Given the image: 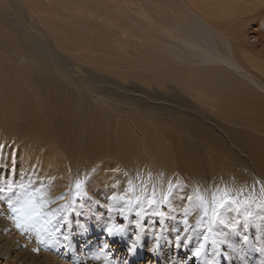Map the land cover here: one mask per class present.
Segmentation results:
<instances>
[{"label":"bare ground","instance_id":"6f19581e","mask_svg":"<svg viewBox=\"0 0 264 264\" xmlns=\"http://www.w3.org/2000/svg\"><path fill=\"white\" fill-rule=\"evenodd\" d=\"M52 1L54 2L55 6L59 2L62 5V8H65L66 10L76 9L80 12H83L84 14H89L90 17L96 18V17L102 16L103 14L102 9L100 7H97L93 3L89 4V2L94 1V0H52ZM165 1L167 4V0ZM177 1H178L176 2L178 3L177 6H175V4L173 5L172 3L171 7H167V8L165 7L168 10L169 14L171 15V18L173 19V23H172L173 25H169L170 23L168 21L167 23L169 24L159 26L158 29L164 34H165L164 31H166L170 35H172L171 36L172 38H168V39H174L173 43H175L176 41L177 44L180 45V48L177 47L179 45L176 46V44L175 45L170 44L168 40H167L168 43H166L167 42L166 39L165 38L163 39L162 37V39L164 40V42L161 41L163 42V44L161 45L162 49H159L160 47L158 48L157 47L158 45H153L150 43L151 50L149 49L147 51L148 52L147 57L149 56V58L148 59L144 58L143 56L145 55L142 54L143 55L142 57L144 58L142 60L144 62L141 60L143 62L141 65L142 66L150 65L151 68H153V70L154 69L158 70L162 74L166 73L168 75L171 72L173 76H175L171 78H174L175 80H177V82H180L181 80H186L188 84L190 85V88L197 91V102L199 104H206L208 106H211V103L209 102L205 103L204 100L205 98L214 100L215 106L219 110L220 114L223 116V119L225 120V122H228L233 118V121L235 124L234 128H232L233 125L232 127H228L229 122L227 123V127L223 126V129L227 131L228 134L230 135L229 138L232 141L231 142L232 145L235 144L236 146H238L239 147L238 149H240L242 152H248V151H252L253 149H255L257 151L256 152L257 154L253 155L254 158H258V160L261 159V161H264V146H259V145L264 144V110H261V109L256 110V108L258 109V106L260 105V103L264 104V100L259 99L257 97L256 91L250 86V85H254L260 91L264 90V77H263L264 75L261 74L262 77H256L257 74L252 72L249 68V67L254 66L253 62H254L256 50L250 49L248 50V52L246 50H243L244 44L241 41L235 39V38H238L239 31L243 27H245V24L251 21L250 18L253 16V14H255L256 16H260V13L262 12L261 8L256 3H253L254 0H177ZM94 2L96 4H99L98 1H94ZM146 2H149L150 6L154 3V1L151 2L150 0ZM172 2L174 1L172 0ZM166 4H163V5H166ZM158 5H155V7ZM9 6L6 0H0V26H2L3 29H5V31L0 30V41L2 42V44H5L8 47H11V46L16 47L18 48V51L27 50L30 53L31 49H33V45H31V42L33 40L32 41L30 40L31 41L30 42L28 39H25L27 36L25 37L23 36V33H20L21 31L20 26L22 24L20 20H17V21H19L21 24L19 22L11 23L9 21L10 19L8 20V16L7 17L5 16L11 10ZM174 6L176 8L175 9L176 13L174 12V8H173ZM116 7L118 9V6ZM181 8H184V9L180 10ZM154 9L157 10L156 8ZM120 11H123V10L120 9L119 12ZM147 11L148 10L146 9V11L144 10L140 14H141V17H144L150 22V25L152 27V25L153 26L155 25L154 24L155 20L154 21L152 20L151 15L154 13L151 12V10L150 12H147ZM12 12L18 15V11L15 10L14 8ZM109 15L110 14L107 13V18ZM110 20H112L111 17H110ZM149 22H146V24H148ZM70 23H73V25L81 28V30L88 29L89 31L93 32L90 27L91 24H88L87 22H86L87 25L83 21H80V20L70 21ZM121 25H124V23H121ZM224 25L230 28L229 31L225 30ZM93 26L95 28V25ZM12 28L17 32L16 33L14 31L17 34L18 39L11 40V38L9 39L7 35L5 34L6 30L10 31ZM98 28H96V33L100 34L101 30ZM25 29L26 28L24 27V30ZM115 29H118V28H115ZM58 30H61L60 32H63L64 36L68 38L76 36L78 39L92 40L91 43L96 44V47H99V46L101 47L104 42V40L100 36H96L92 38V37H89L88 34L83 35L81 33L80 35L75 34L74 36V34L68 33L66 30H64V28L63 29L60 28V26H58ZM152 30H154V28ZM152 30L149 31L148 34L150 35L151 40L153 39L158 42L157 40L158 37H156L157 35H155V32H153ZM259 30L261 31L260 28L256 29V33L254 37L257 41L262 42L264 40V35L260 33ZM27 32L28 31H26L25 33ZM130 34L128 33V35ZM169 34L166 33L167 36L166 35H163V36L168 37ZM150 37L148 39H150ZM123 43H125V46H127L126 43L128 42H123ZM135 48L138 49L139 47L136 46ZM137 49L135 50L136 53H138ZM152 50H153V53H152ZM38 51L42 52L40 48ZM157 52L166 53V55L167 53H169L170 56L176 61H184L187 63V65H191L192 67L191 66L184 67L185 64L183 65L181 62L178 65L176 64L177 65L176 67H173L175 64L174 65L172 63L168 64L165 58L163 57V55L162 57L164 59H162L160 56L157 57L156 55H154V53H157ZM34 54H37V53H34ZM59 61L62 63V60L59 59ZM46 65L47 64H45V66ZM7 66L8 65L2 62L0 59V97L9 96L10 99L20 98L21 101L23 102L21 103L24 104V107L26 106L27 108H30L31 102L28 99L29 97L26 96L23 93V91L20 88L16 87L15 85L16 82L18 83V79L15 78L16 74H13L14 76L12 79L7 76L8 74H5L4 70L6 69ZM27 67L28 66H26V68ZM47 67L48 66H46V68ZM56 69H54L55 72L58 71ZM46 70H48V68ZM50 70H51V67L49 69V73H46V74L44 73V75L46 76L44 75L42 76L43 73H41L40 76H35V79H36L35 81H37L39 85L42 84L43 86H45V84H43L44 81L45 83L48 84L49 81L47 82V76L49 77V75L51 74L50 72H52ZM52 70H53V67H52ZM147 70H149V68H147ZM16 72H18V70ZM185 74L188 76V79L183 77V75ZM52 75H53V72H52ZM237 75L239 77L240 76L244 77L249 83V85L243 80H241L239 77H237ZM50 77L52 76L50 75ZM50 77L49 79L52 81L53 78H50ZM260 78L263 80L261 81ZM54 80L55 79H53V81ZM255 81H258L261 87H259L255 83ZM24 82L25 81L23 82L21 81L20 82L21 85ZM28 82L30 83V81ZM60 82L58 81L57 84H59ZM61 85H63L62 82H61ZM61 85H57L56 87L61 88L60 87ZM48 86L49 84L45 86V88ZM22 87L24 88L25 86L22 85ZM39 87H36V88L34 87V90ZM49 88H52V87L49 86ZM28 89L29 87L26 88V90ZM23 90H25V88ZM37 90H35V93H33V95L36 94ZM49 90H53V88L48 89L46 91H49ZM51 92L52 91H50L48 94V92L46 93L44 89V93L43 92L42 93L43 94L46 93L47 96H49V98L46 95H44L46 98H48V99H45L43 97V94H42V97L43 99H45V101L48 100L49 106L51 108L57 109L59 107H57L56 104H59L61 102H58V100L57 101L55 100L56 94L54 93L56 92L54 93L53 92L51 93ZM71 92H69L68 90L69 95H71L70 94ZM26 93L29 94V92L27 91ZM57 94L59 93L57 92ZM64 94L61 91L62 98H64L63 97ZM74 95H75V92H74ZM174 96L175 95H172L171 100L176 107L178 108L188 107V105H184L183 103L181 104L178 103L177 99H175ZM34 97L35 95L32 98ZM65 97L67 99L70 98L68 97L67 93L65 94ZM66 98L64 100L68 104V101H66L67 100ZM43 99H42V102H44ZM72 99L73 98H71L70 100ZM36 100L37 99L35 98V101ZM65 102H64V105L62 106H65V107L68 106L70 108L71 105L69 106V104H71L73 101L69 102L68 105H65ZM39 103H37V105H39ZM250 104L252 106H249ZM46 105L48 106V104ZM75 107H72V110L75 109ZM52 110L50 111L52 114L51 116L55 115L54 118L58 119L57 118L58 115L56 116V112ZM67 110L65 111L68 112V115H69L70 110L69 111ZM63 111L64 110H62L61 112ZM3 113H5V110L3 111ZM17 113H18L17 115H22V112H20L21 114H19V112ZM23 114L26 119V120L22 119L23 122L24 120L28 122L29 119L26 118V112ZM70 115H72V113ZM73 115L77 116L76 113ZM49 116L48 118H50ZM78 117L80 116H77L76 119H79ZM38 118L40 119V117ZM47 119L43 118V121L44 120L47 121ZM50 120L53 121L52 118ZM50 120L48 119V121ZM105 120L106 119L104 118L103 121ZM9 121L10 120H7L8 123ZM75 121L77 122L78 120H75ZM150 121L152 120L150 119ZM179 122H180V119H179ZM10 123L12 125V123L14 122L11 121ZM28 123L26 126H28ZM35 123L36 125L40 124V126L38 125L40 129L41 123L40 122L38 123L35 122ZM51 123H54V121ZM57 123H56L57 125L56 127L58 129V124L59 123L61 124V122H59L58 124ZM63 123L64 125L66 124L64 121ZM43 124H44L45 129L47 130L48 127L46 128V123H43ZM73 124L71 125L73 126ZM153 124H155V122ZM171 124L173 123L171 122ZM180 124L184 132L185 131L190 132L192 135H195V133L199 132L204 136V142H212L210 135L208 134L207 131L205 132L204 129L202 130V129H196V128H188L184 124V121L182 119H181ZM121 125L122 123H120V126ZM110 126H111V123L109 127ZM116 126L115 128L117 129ZM125 126L128 128L129 125L127 126L126 124ZM236 126L240 128L242 127L244 129L247 128L249 130L236 129ZM31 127L29 128L31 129ZM51 127L49 128L52 129L53 127L52 128ZM121 127H123V125ZM139 127H142L144 129V126H139ZM60 128L58 129L59 131L62 130V128L61 130ZM110 128L114 129L112 127ZM105 129L104 131H106ZM118 129H121L119 125H118ZM126 129L124 128V131H126V133L128 132V135L130 131L131 132L133 131L132 133H130L132 136L131 135L128 136L126 133L124 134L121 133V131H123V129H121L119 130V132L121 133V136L123 135L125 136V140L123 139L121 140L120 139L121 137L119 138L117 135L118 139L120 140L119 142L113 143L112 145L110 144L111 138L109 139V137H112V133L108 132V133H111V135H108V133H106L109 136L108 144L110 145L109 146L110 150L115 151L116 149H118L121 157L118 158L115 155V153H112L113 155L111 156H113V158L109 157L111 159H108L107 157L105 159V157L102 158L101 156L102 154L100 152L99 157H101L103 160L101 162L96 163V166H94L91 173L89 172L90 174L87 172V174H89L90 176L84 173L87 175V177L89 176L87 180L84 182V187L87 191V197L79 199L76 202L74 211L69 209V212L67 213L69 223L61 226L59 231H54L51 235H47L44 233H40L38 235L35 230L30 231V232H21L19 229H17L16 221L11 218L14 214L11 211L10 205L13 204L22 195L19 189V186L20 185L28 186L30 184L32 187H39L40 184L42 183L46 186L45 188L50 187L51 190L53 189L52 191L53 194L51 193L49 197L52 199H55L56 203H52L46 210L55 211L58 208V206L70 203L72 199L73 186L75 182L78 180V178L79 179L81 178V176L78 174H77L78 178L73 176L74 178L71 184L69 183L70 181L65 182V179L70 178L69 174L72 170L68 167L63 166L65 163L63 164V161H61V159L64 160L62 155H60L61 153L60 154L57 153L61 157L60 159V157L57 156L55 152L50 151V150H43L40 147L35 146L34 143L24 141L26 144H23V143L17 144V142L16 143L10 142V140L6 141L0 138V189H5L4 191H0V219H2L0 221V264L1 263L3 264H61L62 262L63 263L65 262V264H125V261H128V264H264V218L260 219L259 217H255L256 215H253L251 219L248 221H245L244 219L245 212H248L253 207H257L259 205H257V202L250 203L252 201H249L251 200L249 198H245V199L238 198V196L233 193H231L232 196H234L237 202L240 204L239 210H237L235 207L226 208L222 213L224 223L217 224V227H216L217 228L216 232L218 233L217 238H215L216 243L214 244L212 242V239L210 238L201 256L199 258L193 256V252L203 242V237L207 231V224L205 223L201 227L197 228L195 227L196 225L195 223L193 225V228L188 233L184 232V225L182 223V220L184 218L183 214H184L185 209H188L190 207L192 208V215L189 217L190 224H193L195 221L197 222V220L201 217V211L195 205L196 195L195 197L192 195V190H191L192 185L191 186L189 185L191 183L190 177L191 178L194 177L193 174L195 173L193 172L195 171V168H196L195 167L196 162L193 163L195 159L191 160L192 157H191V154H189V151L191 150V145L184 146L182 144L184 146L182 149L185 148L186 150L184 153L180 152L181 153L180 158L176 159V158H173V156L171 155L167 156L168 155L167 150L169 149L170 151L171 148L168 147L164 149L163 152L159 151V148L156 146L155 141L152 142V140L150 141L149 139H147V141L151 142L150 145L149 143H146L145 140H143L144 141L143 143L139 145H135L133 141H135L137 138L135 142L139 143L141 139L139 141L138 137L143 135L144 137L143 136L141 137L145 139V135L140 131L138 132L137 129L135 130L131 128L132 130L129 129L128 131ZM145 129L147 131L150 130L151 132L150 128L148 130V128L145 127ZM159 129L160 128L158 127V131H160ZM170 129L173 131L172 126H170ZM31 130L35 131V129H31ZM63 130H65L64 127H63ZM168 130L169 129H167V131ZM250 130L252 131L255 130V132H259V133H254V132L250 133L251 132ZM119 132L117 133L120 134ZM152 132H155V131L153 130ZM39 134L40 133H38V135ZM259 134H262V135H259ZM35 135L37 136V134ZM126 135L128 136V139H131V140L126 139ZM154 135L157 136V134H154ZM159 135H161V131L159 132ZM44 136L47 137L49 135L47 136L44 135ZM60 137H63V136H60ZM35 138L37 139V137ZM104 138L107 141V137H104ZM41 139L42 137L40 138V140ZM113 140L114 141H112L111 139V142H115V139ZM65 141L63 139V144L65 143ZM156 142H158V140ZM69 143H71V140L69 141ZM65 144L67 145V143ZM100 144L105 145L103 143H100ZM152 144H155L154 146L155 150H156V147L158 148V151H154V152L152 151L153 153H155L154 155H152L151 149H150ZM158 144L160 145V142ZM256 145L259 146V150L257 149L258 146ZM164 146L167 147V144H164ZM81 152H80V155H81ZM96 152L99 153V151H96ZM208 155H210V153ZM94 158L91 161L96 160V156ZM66 159L67 158L65 156V160H64L65 162L67 161ZM78 161L76 163H78ZM88 163L90 164V162H87V164ZM119 164H120V167L118 169ZM120 170H123L124 173H122V171L120 172ZM67 172H68V175H67L68 178H65V175L67 174ZM73 172L74 174H76L78 172V167ZM80 173L81 172H79V174ZM156 175L158 176V178ZM81 181H83V179ZM129 181H131L132 185L135 187L136 189L135 194L137 196L143 197L145 193H147V195L152 194L150 192H151V187H153L156 191V198L158 200L163 195L168 193L169 183L172 184L173 186L172 192L168 196V203L164 204V208L166 209L165 212L161 211L159 208V210L164 213L163 219L158 215H154L153 214L154 210L152 208H147L146 211L141 216H137V211H139V208H134L131 211H128L126 209L124 213H121L120 211L117 210L118 208L122 206L120 203H117L116 201H113V200L103 199L102 195L104 196L106 191L107 192H109L110 190L116 191L117 194H122L126 192L129 188ZM9 185H11L13 189H16V191L7 190ZM49 192H50V189H49ZM129 195H132V193H129ZM61 196H65V199L60 200L59 197ZM254 198L258 199V195H256ZM97 201H99V203H96ZM260 204L264 206V203L263 204L260 203ZM109 205H112V207L109 208ZM138 221L142 225V231L137 228ZM260 221L261 223L258 224L257 222H260ZM109 224L123 225L124 235L116 236V237L107 236L105 233V228ZM177 229H179V232L177 231ZM138 231L140 233L139 244L137 246L135 254L130 256L128 254V248L136 240ZM177 235H180L181 237L179 242H177V239H176ZM157 236L159 237L158 240H157ZM65 237H67V239H65ZM38 239H43L45 243H38L37 242ZM46 247H47V250H45ZM153 247H155V251L151 250ZM34 249H39V251L38 252L34 251ZM53 255L55 257H53ZM57 259H59V261H57Z\"/></svg>","mask_w":264,"mask_h":264},{"label":"rangeland","instance_id":"374dc122","mask_svg":"<svg viewBox=\"0 0 264 264\" xmlns=\"http://www.w3.org/2000/svg\"><path fill=\"white\" fill-rule=\"evenodd\" d=\"M94 1H98L99 4H96ZM94 1L89 2V4L93 3L97 7H100L103 13L102 16L96 17V18L90 17L89 14H84L83 12H80L76 9L66 10L65 8H62V5L59 2L55 6L52 0H30V1L21 0V2L20 0L18 1L17 0H6L8 6L10 5L9 6L11 8L10 12H12L14 8L15 10L18 11L19 17L13 12L12 13L9 12L5 16L6 17L8 16V20L10 19L9 21L11 23L19 22L17 20H20L22 22V24L19 22L21 24L20 33H23V36L25 37L27 36L25 39H28L29 41L33 40L32 42L30 41L31 45H33V49H31V52H30L31 54L27 50H22V51L19 50L20 51L19 52L18 48L12 47V46L8 47L5 44H2V42L0 41V56L2 57V58L0 57V59L2 62L8 65L4 71H5V74H8L7 76L9 78L12 79L14 76L13 74H16L15 78L18 79V83L16 82L15 85L16 87L20 88L26 96L29 97L27 98L31 102V107L30 108H27L26 106L24 107V104H22L23 102L21 101L20 98L10 99L9 96L7 97L4 96L5 98L3 96L0 97V123H1L0 138L6 141L10 140V142H15V143L17 142V144L19 143L26 144L25 142L28 141V142L34 143L35 146H38L43 150H50V151L55 152L57 156H59L58 154L61 153L60 155H62L64 160L66 156L67 158L66 162L62 160L60 156L59 157L61 161H63V164L64 163L66 164V165L65 164L64 165L62 164V165L72 170L69 174L70 178L65 179V182L70 181L69 183L71 184L74 178L73 176L78 178V175L81 176V178L80 179L78 178V180L81 181L83 179V182H85L87 178L90 176L89 174L91 173L94 166H96V163L101 162L103 160L102 158L105 157L106 159L108 157V159H111L113 158V156H111L113 155L112 153H115V155L118 158L121 157L118 149H116L117 151L110 150V147H109L110 145L108 144V140L111 138L112 141H114L113 139H115V142H111V139H110L111 145L113 143L119 142L120 139L125 140V136L124 135L121 136V133L123 134L126 133V131H124V128L125 129L127 128L125 126L127 124V126L129 125L128 128L131 127L132 129H135V130L137 129L138 132L140 131L145 135V139L143 138L144 137L143 135H141L143 137L141 136L138 137L139 141L141 139L142 142L141 141L139 143L135 142L137 140L136 138V140L133 141L135 145H139L143 143L144 142L143 140H145L146 143H149V145L151 144L150 142L151 140L152 142L155 141L156 146L159 148V151L163 152L164 149L168 147L171 148L170 151L169 149L167 150L168 155L167 154L166 155L167 156L171 155L173 156V158H176V159L180 158L181 156L180 152L182 153L185 152L186 149L185 148L182 149L184 146L191 145V150L189 151V154H191V157H192L191 160L195 159L193 163L196 162L195 163L196 168H195V171L193 172L195 173L193 174L194 177L191 178L189 176L191 179V180L189 179L191 182L189 185L190 186L192 185L191 190H192V195L194 197L197 194V192H199L200 194H203L205 197L210 199L211 193L216 188L224 189L225 187H227L228 189L231 190V193L237 195L238 198H243V199L249 198L251 199L249 201H252L250 203L257 202V205H259L257 206L258 208L253 207L248 212H251L252 216L256 215L255 217H259L260 219H263L264 218V208H263L264 206H262L260 203L262 204L264 203L263 201L264 193L261 192V189L264 187V183H263L264 182V167H263L264 161H261V159L258 160V158H254L253 155L257 154L256 153L257 151L255 149H253L252 151H248V152H242L240 149H238L239 148L238 146H236L235 144L232 145L231 143L232 141L229 138L230 135L228 134L227 131L223 129V126L227 127V123L229 122L228 127H232L233 125L232 128H234L235 124H234L233 118L230 121L225 122V120L223 119V116L220 114L219 110L216 108L214 100L205 98L204 102L211 103V106H208L206 104H199L197 102V91L190 88V85L188 84L186 80H181L180 82H177V80H175L174 78H171V77H175L173 76L171 72L168 75L166 73L162 74L158 70H155V69L153 70V68H151L150 65L149 66L141 65L144 62L142 59L149 58V56L147 57V53H148L147 51L150 49V43L153 45H158L157 47L158 48L160 47L159 49H162L161 45L163 44L164 42L163 39L165 38L166 41L168 40L170 44L172 45L176 44V46L179 45L177 44L176 41L175 43H173L174 39H168V38H172L171 37L172 35H170L166 31H164L165 32L164 34L158 29L159 26H163L169 23H170L169 25H173L172 24L173 19L171 18V15L169 14L166 8L171 7L172 3L173 5L175 4V6H177L178 3L176 2L178 1L173 0L174 2H172V0H167V4H166L165 0H162V1L161 0H150L151 2L154 1L153 3L154 5L152 4L151 6L149 2H146L149 0H141V1L140 0H94ZM160 3L162 5L163 4H166V5H163L162 7ZM253 3H256L257 5H259L262 12L260 13V16H256L255 14H253V16L250 18L251 21L245 24V27H243L239 31L238 38H235V39L241 41L244 44L243 50H246L247 52L250 49L256 50V54H255V58L253 62L255 67L253 66L249 68L252 72L257 74L256 77H262L261 74L264 75V40L262 42L257 41L254 35L256 33L257 28H260L261 29V31L259 30L260 33L264 35V0H254ZM155 5H158V6L155 7ZM160 5L162 8L160 7ZM114 6L115 7L118 6V9L117 7L115 8ZM153 6L154 8L158 10V12L157 10L153 8ZM175 6L173 8H174V12L176 13ZM120 9L123 10L124 12L120 11L121 12L120 13L119 12ZM146 9L148 10L147 12H150L151 10V12L154 13V14L151 13L152 15L150 14L152 17V20L153 21L155 20L154 21L155 25L154 26L152 25V27L150 25V22L147 19H145L144 17H141L140 13H142L144 10L146 11ZM182 9L184 8H181L180 10ZM107 13L110 14L108 18H107ZM110 17L112 20H110ZM74 20H77V21L80 20V21H83L85 24L86 22L88 24H91V26L90 25L89 26L91 27L93 32L89 31L88 29L81 30V28L73 25V23H70V21H74ZM64 21H66L67 23ZM168 21L169 23H167ZM146 22H149V23L146 24ZM121 23H124V25H121ZM93 25H95V28ZM23 26L27 30L26 29L24 30ZM58 26H60V28L62 29L64 28V30H66L68 33L74 34V36L75 34L80 35V33L83 35L88 34V36L92 38L96 36H100L104 40L103 45L101 47L100 46L96 47V44L91 43L92 40H82V39H78L76 36L71 37V38L65 37L63 32H60L61 30H58ZM102 26L103 27L105 26V27L103 28ZM224 27H225V30L229 31L230 28L228 26L224 25ZM96 28L101 30L100 34L96 33ZM115 28H118L120 31ZM153 28L154 30L156 28L157 29L154 31L152 30ZM0 30L5 31V29H3L2 26H0ZM151 30L155 32V35H157L156 37H158V39L157 38L156 39L158 40L159 43L156 40H153V39L151 40V37L148 34V32ZM14 31L15 30L12 28L10 31L6 30L5 34L7 35L9 39L11 38V40L18 39L17 34H16L17 32L15 31L16 32L15 33ZM26 31L28 32L25 33ZM128 33L129 34L131 33V34L128 35ZM166 33L169 34L168 37H166L167 36ZM163 35H166V36H163ZM149 37L150 39H148ZM168 41L166 43H168ZM123 42H128L126 43L127 46H125V43ZM136 46H138L139 48L138 49L135 48ZM177 47L180 48V45ZM39 48L41 49L42 52L38 51ZM136 49L138 50L137 51L138 53H136L135 51ZM34 53H37V54H34ZM152 53H153V50H152ZM142 54H144L145 56H143ZM154 55H156L157 57L160 56L162 59L165 58L168 64L169 63H172L173 65L175 64L174 66L172 65L173 67H176L180 62L183 65L185 64L184 67L191 66V65H187V63L184 61H176L170 56L169 53H167L166 55V53L157 52V53H154ZM162 55L164 58L162 57ZM59 59L62 60V63L59 61ZM44 63L47 64L46 66H48L47 67L48 70H46L47 68ZM25 65L28 67L26 68ZM50 67H51L50 71L53 72V75H52V72H50L51 73L50 75L52 77H50V75L49 77L55 80L53 81L52 79L51 81L49 77L47 76V82L49 81L48 84L49 86L53 88V90L55 89L54 91L53 90L46 91L52 88H49L48 86L46 87L47 88L46 89L45 86H47L48 84L45 83V81L43 83L45 84V86H43L42 84L39 85L38 82L35 81L36 80L35 76H40L41 73H43L42 76L44 75V73L45 74L49 73ZM52 67H53V70H52ZM147 68H149V70H147ZM54 69L58 71L55 72ZM17 70L18 72H16ZM65 71H67L68 74ZM53 76H55L57 79L59 78L58 81L60 82L61 80L63 85H61V82L57 84L58 81ZM183 77L188 79V76L186 74L183 75ZM237 77L239 76L237 75ZM241 77L242 76H240L239 78L249 85L247 80L244 77L242 78ZM260 80L262 81L263 79L260 78ZM21 81L22 82L25 81L24 83H22V85L25 86L24 87L25 90H23L24 88L22 87L20 83ZM28 81H30V83ZM55 83L57 85H61L60 87L61 88L63 87L62 90L59 87L57 88L56 87L57 85ZM255 83L259 87H261L258 81H255ZM26 85L27 87H29L28 90H26L27 88ZM250 86L256 91L257 97L261 100H264V90L260 91L254 85H250ZM34 87L35 88L39 87V88H37L38 90L35 89L37 90V92L36 94H34L35 97L32 98L34 96L33 93H35ZM44 89L46 93L48 92V94L50 91H52L53 93L56 92L54 93L56 94L55 100L56 101L58 100V102L62 103V104L61 103L56 104V106L59 107V108L56 107L58 111L61 108L59 112L57 111V109L51 108L49 106L48 100L45 101V99H48L49 96H47L46 93L43 94ZM63 89L65 92L63 91ZM68 90L69 92H71L72 90V92L70 93L71 95L68 94ZM26 91L29 92V94L26 93ZM61 91L63 92V94L67 93L68 97L70 98L67 99L66 98L67 96L65 97V94L63 96L64 98H62ZM57 92L59 94H57ZM74 92H75V95H74ZM42 94L45 99H43ZM44 95H46L48 98H46ZM172 95H175L174 97L175 99H177L178 103L180 104L183 103L184 105H188V107L186 108L176 107L171 100ZM35 98L37 99L36 101H35ZM65 98L67 99L66 101H68V104L69 102L73 101L72 102L73 104L72 103L69 104V106L71 105L70 106L71 109L68 106H66L68 108L67 110L65 106H62L64 105ZM71 98L73 99L70 100ZM42 99L44 100V102H42ZM37 103H39V105H37ZM45 103L48 104V106ZM68 104L65 102V105H68ZM6 105L8 106V108ZM249 106H252V105L250 104ZM72 107H75L77 111L75 109L72 110ZM46 109L48 110L50 116ZM260 109L264 110V104L260 103V105L258 106V109L256 108V110H260ZM4 110H5V113H3ZM51 110L56 112V116L58 115L57 116L58 119L54 118L55 115L51 116L52 115L50 112ZM62 110H64L63 111L64 113L61 112ZM65 110L67 111L70 110L69 115H68V112H66ZM17 112H19V114H21L20 112H22V115H17L18 114ZM25 112H26V118L30 120L29 121L27 119L28 122H30L31 124L25 121L26 119L23 114ZM70 112L72 113V115H70L71 114ZM73 112H75L77 116H80L78 117L79 119H76L77 116L73 115L75 114ZM37 116L40 117V119ZM48 116L50 118H48ZM42 117L44 119L48 118L49 120L52 118L54 123H51L53 121L50 120L51 121L50 122L48 121V119L47 121L44 120L45 121L44 122ZM104 118L106 119L105 121H103ZM22 119H25L24 122ZM150 119L152 121H150ZM179 119H180V122H179ZM181 119L184 121V124L188 128H196V129H202V130L204 129L205 132L207 131L212 139V142H204V136L199 132L195 133L194 131L195 135H192L190 132H186V131L184 132L180 124ZM7 120H10L9 123L7 122ZM75 120H78V121L76 122ZM11 121L14 122L12 123V125L10 123ZM63 121L66 123L65 125ZM35 122L41 123L40 129L38 127V125L40 126V124L36 125ZM42 122L46 123V128L48 127L47 130L45 129L44 124ZM57 122L58 123L61 122L62 125L60 123L58 124ZM154 122L155 124H153ZM171 122L173 124H171ZM27 123H28V126L29 127L32 126L31 129H35V131H32L28 126H26ZM56 123L58 124V129L62 126L61 127L62 130L60 128L61 131L57 129ZM110 123H111L110 127L114 129H116L115 126L117 125L116 126L117 132H119V130L121 129H123V131H121V133L119 132L120 134H118L116 130L111 129L109 127ZM120 123H122L123 127L124 126L125 127L124 128L121 127L122 125L120 126ZM71 124H73V126ZM118 125L121 129H118ZM139 126H144V129ZM170 126L173 127V131L171 130L172 128L170 129ZM49 127H51L52 129H50ZM63 127L65 128V130H63ZM145 127L148 128V130L150 128L151 132L154 130L156 133L155 132L151 133L150 130L147 131ZM158 127L160 128L159 130L161 131V135H159L160 131H158ZM237 127L238 126H236V129H244L242 127L241 128L240 127L237 128ZM128 128L126 129L127 131L129 129L132 130L131 128L129 129ZM104 129L106 131H104ZM167 129L169 130L167 131ZM246 129L247 128H245L244 130ZM250 131H251L250 133L252 132L259 133V132H255V130L254 131L250 130ZM37 132L40 134L38 135ZM75 132L77 133V135ZM108 132L112 133V137L108 136V135H111V133H108ZM113 132H115L116 135ZM132 132L130 131V133ZM106 133H108V135ZM130 133L129 135H131ZM153 133L157 134V136L154 135ZM35 134H37V136ZM41 134L42 135L44 134L46 136L49 135L50 137L49 136L45 137L44 135L42 136ZM126 134L128 135V132ZM117 135L119 138L120 137L121 138L118 139ZM127 135H126V139H128V136H129ZM259 135H262V134H259ZM40 136L42 137L41 140H40L41 138ZM60 136H63V137H60ZM35 137H37V139ZM104 137H107V141ZM16 138H18L19 141ZM63 139L64 141L66 139L65 143H67V145L65 143H64L65 145L63 144ZM69 139L71 140V143H69L70 141ZM147 139H149L150 141H147ZM128 140H131V139H128ZM157 140L158 142H156ZM159 142H160V145L158 144ZM100 143H103L105 145H101ZM164 144H167V147L164 146ZM154 146L155 144H152L150 148L152 155L155 154L153 153L154 151H158V148L156 147V150H155ZM259 146H264V144L259 145ZM259 146L257 147L258 150H259ZM96 151H99V153ZM205 151L208 154L210 153V155H208ZM80 152H81V155H80ZM100 152L102 154L101 155L102 158L99 157ZM95 156H96V160L91 161ZM77 161L78 163H76ZM87 162H90V164L88 163L89 164L88 165ZM75 165L76 166L78 165L77 166L78 172L76 174H74L73 172L75 169H77ZM119 167H120V164L118 165V169ZM121 171L122 173H124L123 170H120V172ZM79 172L81 173L79 174ZM87 172L88 173L90 172V173L87 174ZM84 173H86L89 176L87 177V175ZM67 175H68V172L65 175V178H68ZM49 189H50V192H49ZM152 190H153V187H151L150 193H152ZM44 191L47 192L49 195H51V193L53 194L52 192L53 189L51 190L50 187L45 188ZM114 192L117 194L116 191H111V190L109 192L106 191L104 196L102 195L103 199L110 200L109 197L115 194ZM155 195H156V191H155ZM256 195H258V199L254 198ZM197 203L198 201L195 200V205ZM160 210L165 212L166 209L164 208V205L160 206ZM1 220L2 219H0V221ZM195 223L196 221L192 225H194ZM257 223L259 224L261 223V221ZM216 227L217 225L214 228V239L217 238V235H218V233L216 232V229H217ZM53 257L55 256L53 255ZM57 261H59V259H57ZM61 264H65V262L64 263L62 262Z\"/></svg>","mask_w":264,"mask_h":264},{"label":"snow or ice","instance_id":"6c2138e0","mask_svg":"<svg viewBox=\"0 0 264 264\" xmlns=\"http://www.w3.org/2000/svg\"><path fill=\"white\" fill-rule=\"evenodd\" d=\"M44 184H40L39 187H32L30 184L28 186L20 185L19 189L22 193L19 199H17L13 204L10 205L13 216L11 217L16 221V227L21 232H30L35 230L37 234L44 233L51 235L54 231H59L60 227L69 223L68 215L69 209L75 210V204L79 199L87 197V191L84 187V182L77 180L73 186L72 199L69 204L60 205L55 211L46 210L52 203H56L55 199L49 197V194L44 191ZM172 184L169 183V191L167 194L163 195L159 200L156 198L155 189L153 188L152 194L145 195L143 197L137 196L136 189L129 181V188L126 192L122 194H113L109 197L110 200L120 203L122 206L117 210L124 213L127 209L128 211L134 208H139L137 211V216H141L147 208H152L154 210L153 214L158 215L163 219L164 213L159 210L161 205L168 203V196L172 192ZM5 189H0L4 191ZM7 190L16 191L11 185L8 186ZM264 193V188L261 189ZM132 193V195H129ZM60 200L65 199V196L59 197ZM196 207L201 211V217L197 220L195 227L199 228L205 223L207 224V231L203 237V242L200 246L193 252V256L199 258L208 243L209 239L212 238V242L215 244L214 239V228L217 224H223V211L228 207H235L237 210L240 208V204L237 202L236 198L232 196L231 190L225 187L224 189L216 188L211 193V198H207L204 195L197 192ZM96 203H99L97 201ZM112 205H109L111 208ZM184 218L182 223L184 225V232L188 233L193 225L189 223V217L192 215V208L185 209ZM252 217L251 212H245V221L250 220ZM83 227V226H81ZM137 228L142 231V225L137 222ZM86 230V229H85ZM179 232V229H177ZM105 233L109 237L123 236L124 226L117 224H109L105 228ZM140 233L137 232L136 240L128 248V254L134 255L139 244ZM67 239V237H65ZM159 237L157 236V240ZM177 242L180 241V235L176 237ZM38 243H45L43 239H38ZM47 250V247L46 249ZM155 251V247L151 249ZM34 251H39V249H34ZM128 264V261H125Z\"/></svg>","mask_w":264,"mask_h":264}]
</instances>
